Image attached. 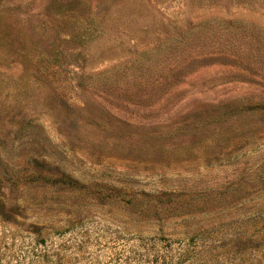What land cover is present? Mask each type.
Listing matches in <instances>:
<instances>
[{
    "label": "rangeland",
    "instance_id": "1",
    "mask_svg": "<svg viewBox=\"0 0 264 264\" xmlns=\"http://www.w3.org/2000/svg\"><path fill=\"white\" fill-rule=\"evenodd\" d=\"M0 264H264V0H0Z\"/></svg>",
    "mask_w": 264,
    "mask_h": 264
},
{
    "label": "trees",
    "instance_id": "2",
    "mask_svg": "<svg viewBox=\"0 0 264 264\" xmlns=\"http://www.w3.org/2000/svg\"><path fill=\"white\" fill-rule=\"evenodd\" d=\"M67 182H69V180Z\"/></svg>",
    "mask_w": 264,
    "mask_h": 264
}]
</instances>
